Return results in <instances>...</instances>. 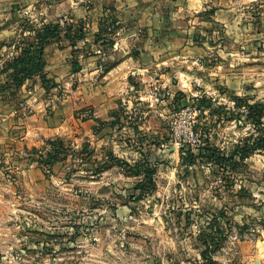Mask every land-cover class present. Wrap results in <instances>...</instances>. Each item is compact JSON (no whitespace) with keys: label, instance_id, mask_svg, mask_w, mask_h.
I'll use <instances>...</instances> for the list:
<instances>
[{"label":"rangeland","instance_id":"374dc122","mask_svg":"<svg viewBox=\"0 0 264 264\" xmlns=\"http://www.w3.org/2000/svg\"><path fill=\"white\" fill-rule=\"evenodd\" d=\"M48 23L0 99V264H264V0H0V69Z\"/></svg>","mask_w":264,"mask_h":264},{"label":"trees","instance_id":"16d2710c","mask_svg":"<svg viewBox=\"0 0 264 264\" xmlns=\"http://www.w3.org/2000/svg\"><path fill=\"white\" fill-rule=\"evenodd\" d=\"M60 26L58 24L48 23L34 29L30 32L29 39H21L22 46L19 48L16 55L12 56L0 69V99L5 98L7 94L13 95L25 80L33 77L43 65V49L44 45L51 39L60 34ZM83 36L79 34L76 38ZM51 154H49L50 156ZM218 156L215 161L219 164H224L228 161L225 156ZM180 158L183 163L192 164L195 161L194 154H184L180 150ZM213 219H216L215 217ZM211 227L215 226V230L219 236H223L224 228L220 223L213 222ZM212 239L218 240L211 235ZM216 248V247H215Z\"/></svg>","mask_w":264,"mask_h":264},{"label":"crops","instance_id":"0c3cea01","mask_svg":"<svg viewBox=\"0 0 264 264\" xmlns=\"http://www.w3.org/2000/svg\"><path fill=\"white\" fill-rule=\"evenodd\" d=\"M255 241H256V239L250 238V240H249L250 243H249L248 247L251 248V249H252V247L255 248L256 247V244L253 243ZM257 249H258V247L255 248V250H257Z\"/></svg>","mask_w":264,"mask_h":264}]
</instances>
